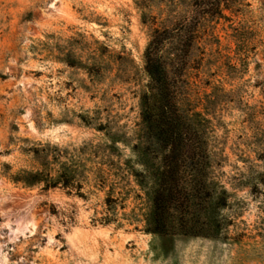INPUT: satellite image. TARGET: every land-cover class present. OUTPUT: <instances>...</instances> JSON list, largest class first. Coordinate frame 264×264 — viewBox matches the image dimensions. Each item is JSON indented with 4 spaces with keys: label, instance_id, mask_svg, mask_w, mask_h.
I'll return each mask as SVG.
<instances>
[{
    "label": "rangeland",
    "instance_id": "1",
    "mask_svg": "<svg viewBox=\"0 0 264 264\" xmlns=\"http://www.w3.org/2000/svg\"><path fill=\"white\" fill-rule=\"evenodd\" d=\"M0 264H264V0H0Z\"/></svg>",
    "mask_w": 264,
    "mask_h": 264
},
{
    "label": "trees",
    "instance_id": "2",
    "mask_svg": "<svg viewBox=\"0 0 264 264\" xmlns=\"http://www.w3.org/2000/svg\"><path fill=\"white\" fill-rule=\"evenodd\" d=\"M146 71L150 79L147 89L144 91L142 100L147 110L148 118L152 119L155 114L151 110V102L155 97L154 92L157 90L156 83L163 81V70L158 59L153 58L148 54Z\"/></svg>",
    "mask_w": 264,
    "mask_h": 264
}]
</instances>
